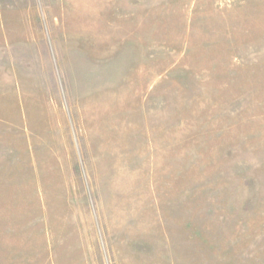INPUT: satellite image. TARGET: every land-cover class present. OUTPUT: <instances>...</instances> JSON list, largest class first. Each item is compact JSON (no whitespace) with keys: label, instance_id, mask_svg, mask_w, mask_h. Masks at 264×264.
<instances>
[{"label":"rangeland","instance_id":"1","mask_svg":"<svg viewBox=\"0 0 264 264\" xmlns=\"http://www.w3.org/2000/svg\"><path fill=\"white\" fill-rule=\"evenodd\" d=\"M0 264H264V0H0Z\"/></svg>","mask_w":264,"mask_h":264},{"label":"bare ground","instance_id":"2","mask_svg":"<svg viewBox=\"0 0 264 264\" xmlns=\"http://www.w3.org/2000/svg\"><path fill=\"white\" fill-rule=\"evenodd\" d=\"M76 2H77V1H76ZM79 3H80V2H79ZM79 3H78V4H79ZM84 6H85V5H84ZM74 7H76V6H74ZM79 7H81V6H79ZM87 8H88V7H87ZM78 9H79V8H78ZM85 9H86V8H85ZM79 10H80V9H79ZM88 10H89V9H88ZM86 11H87V10H86ZM87 13H88V11H87ZM84 15H85V14H84ZM94 35H95V34H94ZM96 37H97V36H96Z\"/></svg>","mask_w":264,"mask_h":264}]
</instances>
